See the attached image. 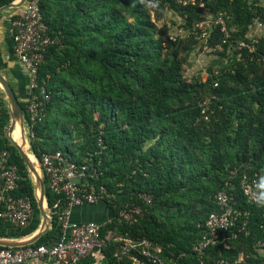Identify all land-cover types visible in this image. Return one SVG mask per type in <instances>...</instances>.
Masks as SVG:
<instances>
[{
    "label": "trees",
    "instance_id": "1",
    "mask_svg": "<svg viewBox=\"0 0 264 264\" xmlns=\"http://www.w3.org/2000/svg\"><path fill=\"white\" fill-rule=\"evenodd\" d=\"M15 1L0 0V7ZM183 1L185 0L178 5L174 0H166L171 4V8L185 18L186 28L191 30L195 23L201 21L196 7L203 0H189L186 4H183ZM228 1L219 0L220 6ZM237 1L236 12L241 13V1ZM115 4L121 6L114 7ZM130 4V0H41L44 21L49 32L59 38V44L48 48L39 67L37 80L40 86L46 87L52 97L45 108L43 121L32 128L31 150L38 159L43 152L60 150L81 162L89 153L97 152V136L101 131L112 159L123 163L119 167H109V162L103 154L99 169L103 170L104 174L99 182L103 183L109 192L107 177L119 174L122 181L133 185L129 191L131 197L128 202L109 199L104 205L109 210L112 209L114 215L118 214L125 203L155 210L162 194L170 189L169 174L162 173L159 167L160 149L169 146L170 142L182 143L184 139H189L191 144L195 139L213 133L207 129V122L202 118L205 115L202 114L200 104L210 102V111L207 114L212 111L213 116H218L222 122L232 123L233 120H239L241 129L238 136L241 139L243 137V143L245 141L247 145L232 160L228 159V154L214 158L212 168L216 171L212 179L213 187L208 191L211 198L209 208L205 214L193 218V223L185 235H182V231L176 235H168L158 228L156 220H150L147 215L133 226L125 224L119 227L120 232H129L134 238L146 237L163 246L165 255L187 254L180 257L177 264H196L197 254L192 251L193 245L203 233L200 225L216 210L213 196L222 187L228 170L235 165L251 163L257 170L264 171V67L260 61L264 56V41L254 53L250 55L245 51L241 61L222 70L217 81L208 79L206 82L189 84L182 75L185 57H181V54H186L197 43L195 35L175 41L154 40L148 16L142 14L133 26L122 19V6L130 7ZM111 10L113 15L109 17ZM140 10L144 11L143 8ZM251 17L252 13L247 12L245 21L248 22ZM216 32L221 35V26L217 27ZM73 38H77V42L69 50L67 47L71 45ZM218 44L223 48V55L227 56V42L224 39L214 42L210 37V47ZM65 46L66 48H63ZM5 67L6 63L0 50V71ZM64 76L77 84L82 81L84 84L77 90L79 85L71 87ZM64 88H69L70 95L75 96L82 106H97L102 102L106 105L103 107V117L100 121L104 127L96 130L90 143L79 151L72 150L71 145L65 143V138L61 140L62 144L55 141L54 146L50 148H43V143L39 141L50 133V124L48 126L46 123L47 112L53 107L56 95L62 94ZM106 89L108 91L104 93ZM99 93L104 97L98 98ZM20 104L26 119L27 101ZM117 117L128 125L127 129H120V123L115 119ZM9 118V109L2 107L0 150L10 151L11 161L17 164L24 178L19 193L28 194L32 198L35 213L31 225L23 230L0 223V237L20 239L31 236L38 230L40 210L31 174L15 145L5 135ZM51 124L55 122L51 121ZM195 126H203V133H196ZM216 127L217 132H220L225 125L217 123ZM47 130L48 133L44 134ZM11 135L14 141L24 148L23 140L15 132ZM155 138L157 141L153 146L139 153L147 141ZM251 139H255L253 146L249 145ZM131 158L134 162L129 164ZM147 172L151 178L146 179ZM150 183L152 186L148 191ZM44 187L48 207L53 209L58 197L48 189L45 179ZM143 192L153 194L151 205H147L140 197ZM261 224H264V217L255 208L250 219L251 235L232 241L228 248L210 246L204 260L225 259L234 263L243 253L245 259L239 264H262L264 256L256 251L257 240L264 237V232L260 229ZM106 228L113 230L115 225L110 224L101 229L104 238L108 234ZM59 230L54 217L48 230L32 245L38 246L53 241ZM173 242H176V246L170 247L169 244ZM103 253L105 258L101 264H132L128 259L119 260L114 257L113 242H107ZM91 262V259H84L80 264Z\"/></svg>",
    "mask_w": 264,
    "mask_h": 264
},
{
    "label": "built area",
    "instance_id": "2",
    "mask_svg": "<svg viewBox=\"0 0 264 264\" xmlns=\"http://www.w3.org/2000/svg\"><path fill=\"white\" fill-rule=\"evenodd\" d=\"M178 1L182 3V0ZM183 2L186 3V0ZM40 3L41 0H27L11 21L13 56L30 75L27 118L23 117L25 133L29 129L30 138L33 137V126L43 121L45 108L51 99L46 87L40 86L37 80L39 67L48 48L59 44V38L49 32ZM97 146V152L89 153L81 162L60 150L41 154L36 163L48 189L58 197L53 209L49 208V220L51 223L55 217L59 233L53 241L38 246H0V264H28L34 261L80 264L84 259H91L90 264H101L107 242H113L115 258L128 259L132 264H177L180 257L187 256L185 253L180 256L174 253L165 255L163 246L146 237L134 238L129 232H118L120 226H133L145 217L141 207L129 206V203H125L117 215L103 224L94 220L73 219L75 208L95 206L113 199L107 187L99 182L104 174L99 167L107 149L101 131L97 136ZM23 180L17 164L11 161L10 151L0 150V223L19 230L31 225L35 213L32 198L19 193ZM262 180L264 171L257 170L251 163L235 165L228 170L222 187L213 196L216 210L200 225L203 233L193 245L192 251L197 254L196 264H239L244 261L243 253L234 263L225 259L204 260V256L210 246L228 248L232 241L251 235L252 211L256 208L264 217V206L258 203V198L264 195V189L260 187ZM140 197L147 205L152 204L150 197L144 194ZM107 224L115 225V229L109 230L104 238L101 229ZM260 229L264 232V224L260 225ZM257 241L256 251L264 256V237Z\"/></svg>",
    "mask_w": 264,
    "mask_h": 264
},
{
    "label": "rangeland",
    "instance_id": "3",
    "mask_svg": "<svg viewBox=\"0 0 264 264\" xmlns=\"http://www.w3.org/2000/svg\"><path fill=\"white\" fill-rule=\"evenodd\" d=\"M174 1L179 5L180 2L178 0ZM240 1L241 13H237L236 6H238V1L236 2V0H229L223 6H220L219 0H203L196 7V13L199 14L201 21L195 23L191 30L186 28L185 18L175 11V9L171 8V4L166 2V0H130V7L125 8V6H122L121 17L129 25L133 26L138 22V18L142 14L148 16L152 24L150 28L152 38L162 42L185 39L191 35H195L197 43L186 54H181V57H185L182 72L183 78L187 83L195 84L197 82H206L208 79L217 81V77L221 74L222 70L230 68L235 62L243 59L245 51L251 55L263 43L264 0ZM186 3H189V0H186ZM120 6V4L114 5V7ZM140 7L144 11H141ZM247 12L252 13V17L248 22H246ZM112 15L113 10L110 11L109 17H112ZM218 26H221V35H218L216 32ZM210 37L214 42L218 39H224L227 42V56L223 55L221 45L218 44L215 47L209 46ZM75 42H77V38L71 40V45L67 49L71 50ZM63 48H66V46ZM260 61L264 67V56L261 57ZM65 78L71 87L79 85L76 88L77 90L84 84L83 81L77 84L68 77ZM107 91L106 89L104 93H107ZM100 96L104 97L99 93L97 97L99 98ZM56 97L53 107L47 112L46 116V123H48V126L50 124V133L39 141L43 143V148H50L54 146L55 141L62 144L61 140L65 138V143L71 145L72 150L79 151L90 143L96 130L98 131L104 127L100 121L103 117V107H106V105L102 102V104L97 106L90 104L82 106L75 96L70 95L69 88H64V92L57 94ZM209 106L210 102L208 101L200 104L202 114L205 115L202 118L207 122V129L213 131L212 134L198 139L194 138L195 140L191 144L189 143V139H184L182 143L178 142L177 144L170 142L168 143L169 146H164L160 149L161 160L159 161V167L162 173L169 174L170 189L162 194L158 202L159 205L155 210L150 207L143 210L145 216L147 215L152 221L156 220L158 228L170 236L176 235L181 231L182 235H185L193 223V218L200 217V215L207 212L211 201L208 191H211L213 187L212 179L216 171L212 168L214 158L223 154L225 156L229 155L228 159L232 160L247 145L245 141L243 143V137L241 139L238 136L241 129L240 121L233 120L232 123L222 122L218 116H213L214 113L212 111L211 114H207L210 111ZM2 107L9 109V111L11 110L7 97L0 86V110ZM82 110L85 112H82ZM115 119L119 121L120 129L128 128V125L125 122L123 123L121 118L117 117ZM51 121H54L55 124H51ZM217 123L225 125L224 129L220 132H217ZM12 125L13 118L12 114H10L5 133L7 138ZM202 127L195 126V132L202 134ZM47 133L48 130L44 134ZM25 137L28 146L27 152L30 155L31 162L44 180L43 173L36 163L38 158L31 150L29 129L26 131ZM156 141L157 138L147 141L139 153L148 150ZM254 144L255 139H251L249 145L253 146ZM104 156L109 162V167H119L123 163L122 161L116 162L112 159L109 148L106 149ZM131 162H134L133 158L129 160V164ZM29 173L31 174L37 201L39 183L35 175L30 171ZM121 177L119 174L109 175L107 177V184L113 199L124 203L129 201L131 197V192L129 191H131L133 185L126 184L121 180ZM145 177L146 179L151 178L150 173L147 172ZM144 183L146 184L147 182L145 181ZM151 186L152 184L150 183L148 191L151 190ZM142 194L150 197L153 203V194L146 192ZM103 204L99 203L97 205ZM113 215L114 212L110 209V216L112 217ZM39 219L40 225L37 231L43 229L44 216L41 211ZM107 230L109 231V229ZM107 230L106 233H108ZM35 233L25 238L29 240ZM0 240L16 241L17 239L0 237ZM169 246L175 247L176 242L169 244Z\"/></svg>",
    "mask_w": 264,
    "mask_h": 264
},
{
    "label": "crops",
    "instance_id": "4",
    "mask_svg": "<svg viewBox=\"0 0 264 264\" xmlns=\"http://www.w3.org/2000/svg\"><path fill=\"white\" fill-rule=\"evenodd\" d=\"M19 10L20 9H9L0 14V50L3 60L6 63V67L0 72L9 81L19 102H26L29 98L30 75L26 68L11 55L13 47V29L11 21L12 17L19 12ZM72 216L74 220H94L100 224L105 223L111 217L109 208L104 204L75 208ZM9 242H27V239L22 237L16 241ZM28 264H43V262L34 261Z\"/></svg>",
    "mask_w": 264,
    "mask_h": 264
},
{
    "label": "water",
    "instance_id": "5",
    "mask_svg": "<svg viewBox=\"0 0 264 264\" xmlns=\"http://www.w3.org/2000/svg\"><path fill=\"white\" fill-rule=\"evenodd\" d=\"M27 2V0H20V1H15L13 3L4 5L0 7V14L9 10V9H18L24 6V4ZM0 86L2 87V90L4 91L7 100L10 105V114H12L13 118V125L9 130L8 133V138L13 142L15 147L17 148L18 152L21 155V158L23 159L24 163L26 164L27 168L29 171L35 175L36 179L38 180V183L40 184V194L38 196L37 200V205L39 210L41 211L42 215L44 216L43 219V229L41 231H37L35 235L27 240V242H19V243H12L9 241H4L0 240V246L4 247H20V246H27V245H32L34 244L40 237L48 230L50 226V220H49V207L46 202V197H45V188H44V180L42 177L39 175V173L36 170V167L33 165L31 162L30 155L28 152H26L20 145H18L13 139H12V131L14 128L15 121H19L21 128H22V137L26 141L25 137V127H24V118H23V110L21 107V104L12 88L10 85L9 81L3 76V74L0 72Z\"/></svg>",
    "mask_w": 264,
    "mask_h": 264
},
{
    "label": "bare ground",
    "instance_id": "6",
    "mask_svg": "<svg viewBox=\"0 0 264 264\" xmlns=\"http://www.w3.org/2000/svg\"><path fill=\"white\" fill-rule=\"evenodd\" d=\"M13 132H15L23 140V143H24V148L23 149L27 152V147H28L27 146V142L22 137V128H21L20 122L17 121V120L15 121V124H14V128H13L12 133ZM37 193H38V195L40 194V184H38Z\"/></svg>",
    "mask_w": 264,
    "mask_h": 264
},
{
    "label": "clouds",
    "instance_id": "7",
    "mask_svg": "<svg viewBox=\"0 0 264 264\" xmlns=\"http://www.w3.org/2000/svg\"><path fill=\"white\" fill-rule=\"evenodd\" d=\"M260 187L262 189H264V180H262L261 184H260ZM258 203L260 204V206H264V195H261L259 198H258Z\"/></svg>",
    "mask_w": 264,
    "mask_h": 264
}]
</instances>
